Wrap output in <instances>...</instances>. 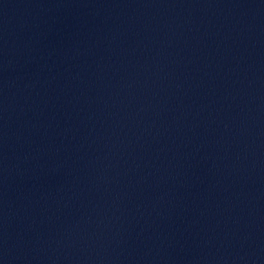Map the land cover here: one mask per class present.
Wrapping results in <instances>:
<instances>
[{"label": "water", "instance_id": "95a60500", "mask_svg": "<svg viewBox=\"0 0 264 264\" xmlns=\"http://www.w3.org/2000/svg\"><path fill=\"white\" fill-rule=\"evenodd\" d=\"M139 1L144 0H0V38L65 16Z\"/></svg>", "mask_w": 264, "mask_h": 264}]
</instances>
